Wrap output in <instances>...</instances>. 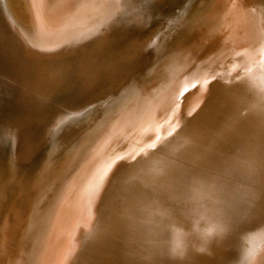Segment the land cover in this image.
<instances>
[{
  "label": "bare ground",
  "instance_id": "obj_1",
  "mask_svg": "<svg viewBox=\"0 0 264 264\" xmlns=\"http://www.w3.org/2000/svg\"><path fill=\"white\" fill-rule=\"evenodd\" d=\"M72 1L75 0H64L62 4L57 2L55 6H59L60 9L67 7L66 12L72 14L74 12L72 4L75 3ZM85 1L80 2L86 4ZM145 1L148 3H140L139 0H116L115 13L121 17L139 14L136 12L142 10L139 9V5L150 7L149 1ZM162 1L164 4L155 6L159 10L163 9V12L155 17H153L154 13L141 16L137 21V30L112 33V38L118 41L113 46L105 45V51L108 53L106 58L114 60L121 55L126 57L119 66L108 67L93 64L95 54L80 55L73 60L71 58L66 61L54 60L50 64L53 60L49 57L50 52L60 47L59 42L63 38L61 34L69 30L64 25L58 24V15L53 14L51 18L48 16L49 8L53 4L49 0H32L41 32V41L38 42L31 41L23 32H16L10 26L11 23H8L2 11L0 0V133L14 146L16 163L19 165L24 163V166L17 168L22 172L16 173L13 182L11 180V184L9 183L11 185L9 190L0 192V264H42V257L45 258L48 253L44 251L47 247L43 248L42 237L49 227L45 226L46 220L44 223L48 208L52 205L54 211L52 214L49 213L50 217L52 219L54 216L57 219L61 214L56 206L60 202L61 193L70 187L65 188L72 183L83 167V161L91 160L94 152L97 154L114 141L124 138L127 126L133 125L134 136L131 147L127 149L129 150L127 153L125 151L111 153L112 156L107 158L109 160H105L104 165L102 164L91 176L86 191L81 193L88 202L90 201L89 204L116 160L121 156L129 155L135 150L137 143L150 139L153 134L159 138L162 129L167 128L169 134L175 132L179 126L176 122L178 113L186 111L190 105L195 112L201 107V101H204V106L188 121V126L199 131L205 138L206 144L216 140L218 135H223L229 138L225 149L231 150L241 142L243 136L251 132L250 120H241L236 134L230 133L229 130L239 120L236 111L238 105L248 100L245 90L236 84L237 80L245 79L248 67L254 66L258 58L264 59V0H221L224 6L235 12L240 7L244 8L246 12L243 13L249 14L254 20L255 33L258 34L248 38L247 42L230 44L225 49L217 46L214 53L208 56L206 64L200 68H193L194 71L187 75L190 77L185 81L183 79L187 72L184 69L186 61L181 62L178 59V63L168 67L167 65L175 59L169 62L165 55L162 56L164 62L158 57L157 51L159 50L160 53L162 47L158 41L159 35L163 34L160 32L172 19L177 21L181 15L186 14L188 17L191 13L200 11V7L211 10L213 7L216 8V5L212 0L206 4H198L196 0ZM242 8L238 9V13ZM83 9L85 8L77 10ZM51 24L55 29L51 28ZM250 28L247 24H243L242 30L249 34ZM133 32L135 38L131 34ZM123 34L129 35L127 40L130 41V45L121 41L120 37ZM75 51L77 50H72L71 53ZM159 61L163 65L161 69H159ZM209 80H212L211 84ZM157 88H161V94L150 96L146 110L153 116L149 122L154 123L139 128V118H137L139 115L137 112L132 114L135 108L128 102L131 97L133 99L141 96L143 92L149 91L147 94L150 95ZM181 92L184 95L177 103ZM113 117L119 119L117 123L113 121ZM59 123L66 124L67 130L62 134L63 137L59 136L62 143L58 151V144H55L58 137L54 136L57 134L53 135L52 129ZM51 147L59 152V158L53 151L48 154L47 150ZM71 155H75L71 167L62 170V166L67 165L66 161ZM55 156L51 170L56 169L59 172L58 187L50 191L48 186L45 196L41 197L42 192L37 195V191L39 193L41 189L36 185L34 187L32 180H40L41 169L49 168L50 164L47 161H51L49 159ZM45 161L46 164L43 165ZM92 161L94 160L90 163ZM60 168L62 169L59 170ZM51 170L49 168V171H45L43 177L46 180L49 179ZM42 182L43 179L40 180V184ZM54 191L58 193L59 201L51 204L53 197L51 193ZM79 201L81 202L80 199ZM85 212L86 214L79 218L80 223L78 221L80 224L78 225H82L85 229L80 233H85L76 238L74 235L71 236L74 237L72 240L63 239L62 236H65L67 231L70 232L73 225L69 223L61 225L62 230L59 229L57 233L59 239L55 244L57 248L53 253L54 257H51L52 259L46 264H142L146 258L145 249L138 242L132 227L127 232H114L107 238L98 239L94 235H86V221L90 209ZM259 219L264 221V212L260 213ZM51 224H53L51 229L54 231L55 223L51 222ZM59 224L60 222L58 227ZM248 226L255 227L251 224ZM53 233L55 232H51V236L54 235ZM234 245L235 241L229 239L213 244L203 253L189 249L183 261H171L161 256L157 258L155 264H232L237 256Z\"/></svg>",
  "mask_w": 264,
  "mask_h": 264
},
{
  "label": "clouds",
  "instance_id": "obj_2",
  "mask_svg": "<svg viewBox=\"0 0 264 264\" xmlns=\"http://www.w3.org/2000/svg\"><path fill=\"white\" fill-rule=\"evenodd\" d=\"M236 84L248 100L229 132L241 120L252 121L251 132L231 150L223 135L206 144L188 126L204 101L195 112L190 105L178 113L175 132L162 129L112 165L94 193L86 235L107 238L132 227L145 249L142 264L161 256L183 261L189 249L203 253L229 239L237 252L232 264H264V59Z\"/></svg>",
  "mask_w": 264,
  "mask_h": 264
},
{
  "label": "rangeland",
  "instance_id": "obj_3",
  "mask_svg": "<svg viewBox=\"0 0 264 264\" xmlns=\"http://www.w3.org/2000/svg\"><path fill=\"white\" fill-rule=\"evenodd\" d=\"M1 1H2L1 2L2 11L8 23L9 24L11 23L10 26H12L16 32L19 33L23 32L26 35V37L29 38L31 41L34 40H37L38 42L41 41V32L38 26L39 22L36 20V14L33 9L32 0H1ZM49 1L53 5H51V7L49 8L48 16H50L51 18L53 14L58 15V24H61L62 26L64 25L65 28L69 29L68 31H66V33L61 34L63 35L62 37L64 38V40L62 38V41L59 42L60 47L54 48V50L50 52L51 56L49 57H51L50 58L51 60L53 59L52 61H50V64H52L54 60L66 61L69 60V58L73 60V59H77L80 55L95 54L96 55L95 61H92V63L94 62L93 64L103 65V66L105 65L108 67L119 66V64L122 63V60L126 57V55H121L118 57V59H114V60L106 58V55H108V53L105 51V47H106L105 45L113 46L118 41L116 38H112V33L114 31L120 33L123 31L122 33H127L128 30L130 31L132 29H136L138 25L137 21L141 19V16L145 17L146 16L145 14L147 13H154L153 17L158 16L160 13L163 12V9L159 10L155 5L157 4L159 5L160 3L164 4L163 3L164 1L162 0H148L150 3V7H149L148 5L144 6V4L148 2H146L145 0H139L140 3H144L142 7L141 5H139L140 6L139 9L142 10L140 12L136 11L139 14L136 13L137 15L135 14L127 17L126 16L121 17L119 15H116L115 13L116 0H86L85 1L86 4L85 3L82 4V2H80L81 0H75L72 1L75 2L74 4H72V7L74 8V12H72V14L71 13L68 14V11L66 12L65 8L68 9L67 7L64 8L62 7L63 9H60L59 6H55L57 2L58 4H62L64 0H49ZM209 1L211 0H196L198 4H202V3L206 4ZM212 1H214L216 8L213 7V9L208 10V9H203V7H200L201 8L200 11H196L193 14L191 13L190 15H188V17L186 14L181 15L177 19V21L176 20L173 21L172 19V21L167 22L164 25L162 31L160 32L161 34L165 33V35L163 34L159 35L158 41L162 47L160 48V53L159 50L157 51V55L161 59L162 56L166 55L165 58H167L169 62L172 59H175L171 64L167 65L168 67H171L174 64L178 63V59L181 62L186 61L184 69L187 70V72L185 74V78L183 79V81L187 80V78L190 77L187 75H189L194 71L193 68H200L201 66H204L206 64L208 56L214 53V49L217 46H221L222 49H225L230 44L235 43V45H237L241 41H242L241 43L247 42L249 41L248 38L254 37L255 35L258 34L255 33L256 24L254 20L251 18L249 14L243 13V11L246 12L244 8L240 7L242 9L238 13V9L240 8H238L235 12V10H232L231 8H227L228 6H224L221 0H212ZM3 3L6 7L5 6L3 7ZM53 7L55 8L53 9ZM79 8H85V9L79 11L77 10ZM50 9L51 10L53 9L55 13L53 10L51 11ZM55 17L57 20V16ZM243 24H247L248 27H251L249 34L244 33V31L242 30ZM173 25L175 27H173ZM50 26L52 29H55L53 24H51ZM96 26H100V27L97 28ZM64 27L63 29L66 30ZM149 28H152V26H149ZM90 29L93 30L91 31ZM86 30L89 32H87ZM131 34L134 35L133 38H135V33L133 32ZM67 38L70 39L68 40ZM128 38H129L128 34H123L120 37L121 41L130 45V41L127 40ZM65 40H67L68 42ZM190 49L192 50L190 51ZM72 50H77V51L71 53ZM163 61L165 62V59ZM159 63H160L159 69H161L163 65L161 61H159ZM147 93H149V91H147L146 93L143 92V94L145 95L142 94L141 96H136L133 99L131 97L128 102V103H132V107L135 108L132 114L137 112V114L139 115L137 116V118H139V125H140L139 128H142L143 126H145V124L147 125L150 123H154V122H149V120H151L150 118H152L153 116L148 114L146 110L148 109L150 96L153 94H161V88H157L156 90H153V92L150 95H148ZM118 120L119 119H116V117H113L114 122L117 123ZM152 121H154V119H152ZM132 126L133 125L127 126L128 128L126 127L127 130H125L124 133L125 136L124 138L121 137L123 140H121L120 138V140L114 141L112 144H109L106 148L99 151V153L95 154L94 152L91 156V160L94 161H92L91 163H90L91 161L90 159L89 160L86 159L83 161L82 163L83 167H81L80 171L74 177L72 183H70V185L68 184L65 186V188L68 186L70 187L67 189V191L65 192L62 191L61 193L62 195L60 196L61 199L59 198L60 202L58 205H56L59 207V208L57 207V210H59L58 212H60L62 215L59 214L58 215L59 217H57V219L54 218V216H52L51 219L50 216L52 214V211H54V209L51 208L52 205L50 208H48L47 210L48 213L44 218V223L46 220L45 226L47 225L49 227L46 230L47 232H44V234L45 233L46 234L45 235L43 234L42 236L43 243L47 245L45 246L43 244L44 246L43 248L47 247L45 248L44 251H48V253L46 254L47 257L46 256L45 258L42 257L43 261H45V262L42 261V264L48 263V261L52 259L51 257H54L53 253H55L54 251H56L57 248V245L55 244H57V241L59 239V235L57 233L59 229L62 230L61 225H64L65 223H69L70 225L71 224L73 225L70 228V232L67 231L65 236H62L63 239L67 238L68 240L69 239L72 240L74 239V237L71 236L74 235L76 238L85 233V232L80 233V231H82L84 227H82V225L79 226L80 225L79 223L81 221V219L79 221V218H81L84 215V213L86 214L85 210L89 211L91 203L89 204L90 201L88 202L87 199L83 197L82 194L86 191V186L91 176L95 174L94 172L105 162V160L106 161L109 160L107 158H110L112 156L111 153H120V152L122 153L124 151L127 153L129 151V150L127 151V149L131 147L133 140L132 138L134 136V133L132 131ZM66 130H67V126L64 123H59L55 125L52 129L53 135L57 134L54 136L58 137L57 141L55 140V144H58V151L60 150V146L62 143V139L59 136H62V134L64 133V131L66 132ZM59 140H61V142H59ZM11 146L13 149L7 146L6 151L2 155H0V192L9 190L11 186L10 182L11 180L13 182L16 173L19 172L21 174L22 172L20 169L17 170V168H21L22 165L24 166V163H21L20 165L16 163L17 155L16 152H14V146L12 144ZM47 151L48 154H51V151H53L57 153L56 156L58 158L60 157V155L58 154L59 152H56L55 149H53V147L49 148ZM56 156L53 159H49L51 160L49 162L47 161L48 158H46L47 163L50 164L49 167L50 170L54 166L53 164L55 161L53 162V160L56 158ZM74 156L75 155L69 156V158L66 161L67 165L66 166L63 165L62 166L63 169L60 168L59 170L61 169L66 170L70 168L71 167L70 164H72V162L75 160ZM46 161L45 163L42 162L43 165L46 164ZM49 168L43 167L40 171V175H41L40 180L41 179L44 180L42 184H40V180L38 179H36V181L32 180V182H34L33 183L34 187L36 185L38 189H41L39 193L37 191V195L42 192L41 197L45 196V192L47 191L48 186L50 187V191H52L55 187H58L59 184V180H58L59 172L56 169L50 171L51 175L49 174L50 176L49 179H47L48 181L43 177L46 174L45 171H49ZM23 171H25V169ZM11 177L13 178L11 179ZM51 194L53 195L51 199V204L52 203L55 204V202L58 203L59 201L57 195L58 193L54 191ZM80 196H82L81 197L82 199L80 198ZM77 198L78 200H76ZM79 199L81 200L82 203L79 201ZM79 203L81 206L79 205ZM73 204L75 205V207H77V209L74 207ZM76 204L79 205L80 207L77 206ZM60 207H62V209H60ZM55 220L56 222L57 220L58 222H60L59 227L57 226L58 222L56 223ZM51 222L55 223L54 231L53 229H51L52 228L51 226L53 225L51 224ZM84 230L85 229H83V231ZM76 231L79 233V235ZM51 232H55L56 234L53 233L54 235L51 236ZM55 236L58 238H56ZM47 239L50 240L48 241ZM45 240L46 242H44ZM47 241L49 243H47Z\"/></svg>",
  "mask_w": 264,
  "mask_h": 264
},
{
  "label": "water",
  "instance_id": "obj_4",
  "mask_svg": "<svg viewBox=\"0 0 264 264\" xmlns=\"http://www.w3.org/2000/svg\"><path fill=\"white\" fill-rule=\"evenodd\" d=\"M7 146L12 148L11 143L8 140V138H6V136L0 133V155H2L6 151Z\"/></svg>",
  "mask_w": 264,
  "mask_h": 264
}]
</instances>
